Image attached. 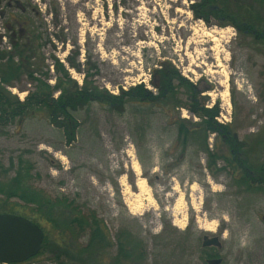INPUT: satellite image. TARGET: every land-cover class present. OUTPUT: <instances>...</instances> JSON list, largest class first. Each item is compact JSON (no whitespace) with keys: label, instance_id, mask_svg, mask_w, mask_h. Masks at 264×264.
<instances>
[{"label":"rangeland","instance_id":"1","mask_svg":"<svg viewBox=\"0 0 264 264\" xmlns=\"http://www.w3.org/2000/svg\"><path fill=\"white\" fill-rule=\"evenodd\" d=\"M15 1L0 0V51H11L9 35L19 32L11 29L12 16L39 24L42 43L49 36L36 75L43 79L46 73L49 85L57 75L55 59L82 84V72L66 61L71 56L80 63L88 59L85 67L95 63L90 79L112 94L135 85L155 93L152 70L168 62L206 88L199 94L204 106L217 104L216 120L231 123L249 143L251 162L264 161V46L212 14L196 15L199 0ZM258 16L264 23V8ZM213 30L218 33L211 40ZM11 84L6 88L21 101L34 90L25 75ZM178 91L187 103L184 90ZM177 114L199 120L185 106L173 111L133 103L117 113L93 104L73 114L76 130L68 137L44 112L21 121L0 119V213L44 225L26 185L57 201L54 221L62 208L72 209V227L46 225L43 248L22 264H107L87 254L101 244L105 262L112 256L134 264L118 241L125 234L140 242L146 264H203L205 252L225 264H264V191L234 186L223 161L208 166L197 145L181 150L171 122ZM207 143L213 152L227 150L216 133L208 134ZM142 180L143 189L137 185ZM203 235L218 236L220 249L202 248ZM71 237L78 246H68Z\"/></svg>","mask_w":264,"mask_h":264},{"label":"trees","instance_id":"2","mask_svg":"<svg viewBox=\"0 0 264 264\" xmlns=\"http://www.w3.org/2000/svg\"><path fill=\"white\" fill-rule=\"evenodd\" d=\"M15 2L18 4L17 0ZM231 2L232 0H199L194 5L196 6V15L206 19L212 14L218 17L219 24H230L239 33L252 36L253 41L264 46V23H261L262 20L258 16V11L264 8V0H234L232 4ZM11 20V29L17 26L19 32L15 33L12 30V35H9L11 51H0V119L8 121L11 118H17L21 121L26 117L44 112L51 124L57 126L64 133L67 132L66 134L70 137V133L73 134L76 130L73 114L81 109L89 108L93 104L106 106L117 113L123 112L126 106L133 103H150L173 111L176 107L185 106L199 120L190 121L178 117V114L173 115L174 117L171 116V122L176 128V145L181 150L189 145H197L198 149L206 152L208 166L215 163L217 159L223 161L225 165L223 170H229L228 173H230L234 186H240L246 191H264V161L251 162L246 154L250 149L249 143L246 144L245 141L238 138L231 123L224 124L216 120L219 113L217 104L210 108L204 106L205 98L199 97V94L206 88L199 89L196 84L187 81L170 63L162 61L159 63V68L152 70L156 78V81L152 82L156 90L155 93L146 90L142 85H135L126 90L120 87L118 94H112L90 79L93 73H90L89 70L93 68L97 71L95 63L90 67H85L88 59L80 63L71 59V56L67 57L66 61L69 67L77 72H82V84L79 86L64 68L62 62L55 59L52 64L57 75L54 85L51 86L45 80L46 73V78L43 79L36 75L40 71L38 66L40 47L47 43L45 41L48 40L49 35L45 34L46 38L42 43L44 32L40 30L39 24H35L30 19L19 23L14 16L11 17ZM61 35L63 36V34ZM63 41L61 40V42ZM22 75L26 76L28 82L33 83L34 90L29 91L21 101L12 95L6 86H12V80H17ZM179 88L184 90L185 94L182 93L187 96V103L179 100ZM55 92H58L56 97H54ZM210 132L218 135L226 146V152L216 153L209 149L207 136ZM23 191L31 202L38 206H44L45 216L51 218V211L56 203L40 190L28 185L24 186ZM51 220L53 221L52 218ZM66 222L69 223L68 220ZM118 241L124 250L134 256L136 261L134 264H146L145 252L140 247L138 240L125 234ZM101 245L91 246L87 254L95 261L107 264H124L119 259L110 256H107L108 262H105L106 260L104 261L103 258L106 255L102 256L98 253L100 247L97 246ZM203 255V264H207L204 258L210 257V255L206 252Z\"/></svg>","mask_w":264,"mask_h":264},{"label":"water","instance_id":"3","mask_svg":"<svg viewBox=\"0 0 264 264\" xmlns=\"http://www.w3.org/2000/svg\"><path fill=\"white\" fill-rule=\"evenodd\" d=\"M42 230L38 224L11 213H0V263L24 261L40 249ZM221 247L218 236L203 235L201 247ZM221 258H210L207 264H219Z\"/></svg>","mask_w":264,"mask_h":264},{"label":"flooded vegetation","instance_id":"4","mask_svg":"<svg viewBox=\"0 0 264 264\" xmlns=\"http://www.w3.org/2000/svg\"><path fill=\"white\" fill-rule=\"evenodd\" d=\"M44 194V193H43ZM54 203H56L57 201H53ZM56 205V204H55ZM55 205L53 206V208L55 207ZM44 209H45V207L44 206H40L39 205V212H41L42 211V214H41V221L44 223V225H40L39 224V227L41 228V230H42V242H41V245H40V249H39V251L41 250V248H43V244H44V242H45V238H46V233H45V231H44V228L46 227V225H49V224H55L56 225V223H54V222H57V225H60V222H62V223H64V224H67V220H68V222L71 224V227H72V209H71V211H68L65 207L64 208H62V210H61V212L57 215V220L56 221H52L51 220V218L50 217H47V216H45V213H44ZM66 212H69L68 213V217L67 216H65V214H66ZM71 215V216H70ZM67 218V219H66ZM263 219H264V216L262 217ZM41 222V223H42ZM59 222V223H58ZM68 225V224H67ZM70 227V228H71ZM70 231V230H69ZM71 232V231H70ZM72 239H74V241H72ZM56 242L54 241V243L53 244H55ZM56 245H58V244H56ZM74 245H76V246H78L77 245V241H76V238H70V241H69V247H72V248H74ZM71 248V249H72ZM203 248V247H202ZM206 248H215V247H206ZM66 249H67V247H66ZM70 249V250H71ZM215 249H218V248H215ZM220 249V248H219ZM69 250V251H70ZM38 251V252H39ZM37 252V253H38ZM75 252H77V251H73L72 250V253H75ZM91 252V251H90ZM36 253V254H37ZM36 254L34 255V256H36ZM76 254H78V253H76ZM90 254H92V253H90ZM210 255V257H206V258H204V260L206 261L207 259H210V258H221V257H219V256H216L215 254H209ZM34 256H31V257H29V258H27L26 260H24V261H20V262H14L15 264H22L23 262H25V261H27V260H29V259H31V258H33ZM111 258H117V259H119L118 257H112V256H110ZM120 260V259H119ZM121 261V260H120ZM0 264H3V263H0ZM219 264H225V263H223L222 262V258H221V262L219 263Z\"/></svg>","mask_w":264,"mask_h":264},{"label":"bare ground","instance_id":"5","mask_svg":"<svg viewBox=\"0 0 264 264\" xmlns=\"http://www.w3.org/2000/svg\"><path fill=\"white\" fill-rule=\"evenodd\" d=\"M217 33H218L217 31L213 30V31H211L210 33H208V35L212 37L211 40H214V39H216V37L214 36V34H217ZM137 185H138L141 189H143V188H144V181H143V180L140 181L139 184H137Z\"/></svg>","mask_w":264,"mask_h":264},{"label":"built area","instance_id":"6","mask_svg":"<svg viewBox=\"0 0 264 264\" xmlns=\"http://www.w3.org/2000/svg\"><path fill=\"white\" fill-rule=\"evenodd\" d=\"M226 119V118H225ZM220 120V119H219Z\"/></svg>","mask_w":264,"mask_h":264}]
</instances>
